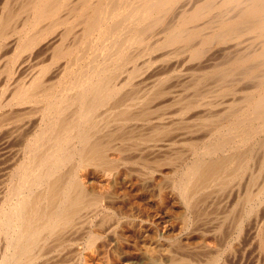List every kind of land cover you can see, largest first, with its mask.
<instances>
[{"label": "bare ground", "instance_id": "bare-ground-1", "mask_svg": "<svg viewBox=\"0 0 264 264\" xmlns=\"http://www.w3.org/2000/svg\"><path fill=\"white\" fill-rule=\"evenodd\" d=\"M263 225L264 0H0V264H264Z\"/></svg>", "mask_w": 264, "mask_h": 264}, {"label": "rangeland", "instance_id": "rangeland-1", "mask_svg": "<svg viewBox=\"0 0 264 264\" xmlns=\"http://www.w3.org/2000/svg\"><path fill=\"white\" fill-rule=\"evenodd\" d=\"M263 229H264V225H263ZM263 229H261L262 231H261V233H260V238L262 239V240H264V231H263ZM244 235H245V233H243ZM262 235V236H261ZM263 244H264V241H263ZM247 255V256H246ZM245 256H243V257H245V258H243L242 257V262L244 263V259H248V260H245V263L244 264H247L248 262H250V264H252V258H251V255L249 254V253H247ZM249 255V256H248ZM249 258H251V259H249ZM232 262H234V264L236 263V264H238V261L236 260V261H234V260H232L230 263L232 264ZM229 263V264H230ZM242 263V264H243ZM249 264V263H248Z\"/></svg>", "mask_w": 264, "mask_h": 264}]
</instances>
